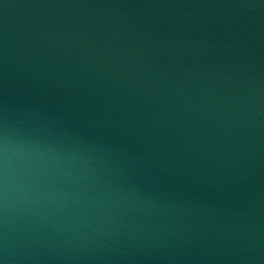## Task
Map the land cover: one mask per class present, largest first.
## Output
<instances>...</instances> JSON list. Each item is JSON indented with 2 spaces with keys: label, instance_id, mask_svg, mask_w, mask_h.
I'll return each instance as SVG.
<instances>
[{
  "label": "water",
  "instance_id": "95a60500",
  "mask_svg": "<svg viewBox=\"0 0 264 264\" xmlns=\"http://www.w3.org/2000/svg\"><path fill=\"white\" fill-rule=\"evenodd\" d=\"M4 264H264V0H0Z\"/></svg>",
  "mask_w": 264,
  "mask_h": 264
},
{
  "label": "clouds",
  "instance_id": "9594fccd",
  "mask_svg": "<svg viewBox=\"0 0 264 264\" xmlns=\"http://www.w3.org/2000/svg\"><path fill=\"white\" fill-rule=\"evenodd\" d=\"M8 150V142L7 139H4L2 142H0V152H7ZM0 264H4L3 260H0Z\"/></svg>",
  "mask_w": 264,
  "mask_h": 264
}]
</instances>
